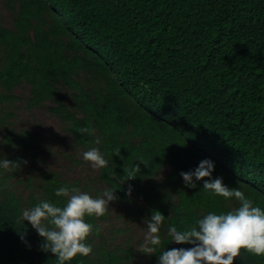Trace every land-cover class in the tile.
Listing matches in <instances>:
<instances>
[{"label":"trees","instance_id":"obj_1","mask_svg":"<svg viewBox=\"0 0 264 264\" xmlns=\"http://www.w3.org/2000/svg\"><path fill=\"white\" fill-rule=\"evenodd\" d=\"M2 2L11 24L0 23V105H45L75 146L104 154L109 164L97 177L105 190L150 218L165 216L161 246L136 264H158L160 252L192 245L171 241L169 225L183 230L240 206L203 190L207 177L185 185L180 173L202 160L213 162L212 179L264 209V0ZM12 115L2 112L0 124ZM42 137L9 132L18 149L12 161L35 159ZM12 172L0 168V264H57L22 212L41 200L63 207L67 198L55 190L77 185L47 172L41 194L24 200L8 182ZM85 219L97 228L94 216ZM121 252L101 248L66 264H129ZM233 264H264V256L241 248Z\"/></svg>","mask_w":264,"mask_h":264},{"label":"clouds","instance_id":"obj_2","mask_svg":"<svg viewBox=\"0 0 264 264\" xmlns=\"http://www.w3.org/2000/svg\"><path fill=\"white\" fill-rule=\"evenodd\" d=\"M87 127L78 129L81 134L88 133ZM119 155V153H117ZM83 159L90 162L93 168L108 167V160L98 148H91L83 153ZM26 163V161H25ZM19 167L17 162L0 159V168L14 171ZM214 170L212 161L202 160L194 171L182 172L180 175L188 187H196L195 180H204L203 190L225 199L235 198L240 206L226 214L209 212L196 221L195 225L183 230L169 225L168 236L177 244H193L189 249L173 248L162 251L158 264H233L234 258L240 255L241 248L256 256H264V209L253 206L251 199L246 198L242 190L224 185L221 177L211 178ZM135 166L129 173V178H136L139 172ZM113 189H106L101 196L93 198L87 192L77 187L62 186L55 190V196L66 197L67 203L61 207L49 200H41L35 206L26 208L21 219L28 221L38 235L44 238V251H50L57 264H66L77 254L87 257L93 252L92 245L86 238L99 233L85 217H102L109 210V202L117 200ZM127 195L131 194L129 187ZM165 216L159 211H153L147 221L145 242L140 245V252L154 254L161 246L160 229Z\"/></svg>","mask_w":264,"mask_h":264},{"label":"rangeland","instance_id":"obj_3","mask_svg":"<svg viewBox=\"0 0 264 264\" xmlns=\"http://www.w3.org/2000/svg\"><path fill=\"white\" fill-rule=\"evenodd\" d=\"M0 23L10 25L9 12L0 0ZM20 96L27 93V87L22 85L16 89ZM12 112L0 124V159L12 161L18 149L10 146L6 136L9 132L21 130L40 131L43 137L37 142L32 151L35 159L30 155L14 170L13 176L8 179L11 188L17 190L24 200L32 193L41 194V176L47 172H56L60 180L69 185H77L82 192H87L93 198L99 197L105 191V186L98 179L99 169L93 168L90 162L83 159V153L88 151L73 144L65 132L63 124L52 115L46 106L27 109L22 99L11 105H0L2 112ZM28 208V207H27ZM99 233L95 231L88 236L95 254H100V249L120 248L121 253L129 254V264L138 261H147L149 254L140 252V245L145 242L147 234V221L150 217L146 212L135 211L130 203L121 200L109 202V210L102 217L94 216ZM195 245H190L189 248ZM187 248V249H189ZM128 251V252H127Z\"/></svg>","mask_w":264,"mask_h":264}]
</instances>
